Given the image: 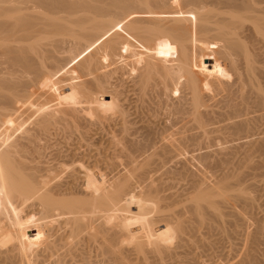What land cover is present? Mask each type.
Listing matches in <instances>:
<instances>
[{"label": "rangeland", "instance_id": "1", "mask_svg": "<svg viewBox=\"0 0 264 264\" xmlns=\"http://www.w3.org/2000/svg\"><path fill=\"white\" fill-rule=\"evenodd\" d=\"M250 1H253V8H257L258 11L253 13L257 15L260 13L263 16L264 0ZM195 5L198 9L202 7L201 12L211 13V18L215 15V19L213 18L215 21L213 19L211 20L213 22L210 21L209 31L202 32L204 36L200 34L196 42H187L192 47H189L190 50L193 51L195 48L194 54L198 60L197 65L194 66V72L198 78L202 77L200 80L205 81L203 83L206 86L202 93L205 105L201 108L204 114L201 125L194 116L192 100L194 95L184 77L178 84L173 85L162 75V77L157 75V78H152L153 80L142 88L136 68L131 65L121 66L122 68L114 65L116 67L113 66L114 69L109 74L110 88L108 89L111 93L114 92L110 94L115 98L116 103L121 100L122 104L118 102L116 105L120 109L124 108L122 115L113 110H110L111 113L109 110L108 113L98 112L100 114L96 113V116L82 112V121L77 125L74 123L77 129L80 125L79 130L76 128L73 131L69 130L75 132L73 136L69 134L71 133L69 131L58 134L52 132L55 136L51 134V138H44V136V139L37 141L40 142L39 145L42 142L41 150L45 149L44 152L48 154L45 156L47 160H44L45 153L40 158H43L45 163L47 161V167L50 164H52L51 167L54 165V168H60L59 163L63 165L61 170L56 169L60 171V175L63 174L60 176V181L65 183L63 192L73 190V185L81 191L91 192L90 185L96 179L107 182L112 174L119 175L120 171L117 172L115 166L118 161L121 162L120 164L123 162V165L127 162L130 165L131 162L132 166L126 165L125 168H131L132 172L137 167V170L133 171L135 174H130L133 182L135 179L138 181L136 180V184L133 183L134 187L136 186L134 194L125 199L129 206L124 203L128 207L133 205L136 209V205L142 200L140 202H143L147 216L155 223L156 238L142 227L141 248L137 237L132 232L128 218L129 212L121 211L114 214L115 211H113V213L108 212L105 222L99 224L94 230L88 226L92 220L87 218L85 222L87 227L75 237L72 234L75 230L72 219L61 216L54 221L49 240L35 238L26 242L22 227L35 220L40 205L33 199L24 198L16 202L13 210L8 211L12 217L11 222L14 223V230L10 232L8 226L0 227V264H264V103L262 101L264 98V32L256 28L253 20L240 19L243 21L240 22L241 25L232 24L233 34L235 33L238 38H241L239 40L248 46L247 49L254 63L240 53H232L234 70L227 64H216L211 55L213 49L229 51V47L226 48L227 45L216 35L218 33L216 21L222 17L231 18L235 8L227 7L228 3L223 1L212 2L211 0H201L188 8L196 7ZM240 5L235 7L241 10ZM238 9H236V15L240 14ZM244 11H241V14L248 15V12ZM251 14L249 12V15ZM262 24L264 25V22ZM160 53L159 51L160 57L161 54L162 57L166 56L162 60L166 61L167 65H172L170 55ZM250 62L254 64L253 67ZM253 81L255 83H252ZM67 116L68 119L71 118L70 115ZM90 118L92 119L89 120ZM71 119L72 122L74 119ZM210 136L211 138L216 136V139L212 138L214 142ZM217 136L224 138V141L219 140ZM214 143L216 146H213ZM208 146L209 149H207ZM58 148L61 151L59 154ZM205 150H209V155L205 154L206 157L203 154ZM199 160H202L201 163ZM145 161H151L147 168L143 165ZM62 170H66L65 173L69 170V173L76 174L78 179L69 173L66 174L69 177H64L65 173L64 171L61 173ZM136 172L140 176H137ZM235 173L238 176L242 174L240 176L242 178L240 179ZM226 176L230 177H227L229 179L227 180L230 181L231 186L232 183L236 184L232 186L234 192L231 189L228 191L235 199L229 198L230 201L219 203L221 218L210 210V212L207 211L209 213H206L204 219L188 211L187 207L191 204L188 198L196 192L198 183L202 184L203 181V186H210L211 183H217V178L222 180ZM156 179L160 183L159 181L157 183ZM206 181H208L207 184ZM61 182L58 180V183ZM149 191L150 194L153 192L152 195L155 198L144 195H148ZM187 192L189 193L186 196ZM167 193H170L168 199H159L162 194L166 196ZM233 194L237 196L241 194L249 198H241L243 196L237 197ZM171 195L173 196L170 197Z\"/></svg>", "mask_w": 264, "mask_h": 264}, {"label": "bare ground", "instance_id": "2", "mask_svg": "<svg viewBox=\"0 0 264 264\" xmlns=\"http://www.w3.org/2000/svg\"><path fill=\"white\" fill-rule=\"evenodd\" d=\"M200 1L0 0V227L8 226L7 228L12 232L14 223L11 222L12 217L8 214V211L15 208L18 200L29 198L37 201L40 209L35 220L28 222L26 226L22 227L26 242L35 238L45 241L49 240L53 223L61 216L72 219L75 225V230L72 231V234L75 237L87 227L85 223L87 218L92 220L88 226L94 230L99 224L105 222L107 213H113V211H115L114 214H118L121 211L129 212L130 217L128 216V218L130 219L132 232L137 237L141 248L143 245L142 227L147 229L153 238H156L154 234L156 230L155 223L147 216L148 213L144 210L143 202H140L142 200L139 199L138 203L140 204L136 203L138 205H136V209L133 208V205L128 207L129 204L125 201L127 196L129 198V196L134 194L136 186L134 187L133 183L136 184V180L138 181V179H135L133 182V177L130 174L137 170V167L136 169L132 167L134 169L132 172L131 168H125L127 167L126 165L132 166L131 162L130 165L128 162L124 163V166L123 162L120 164L121 162L116 160L118 161L117 165H114L116 166V171H120L119 175L113 172L116 175L112 174L110 180L106 177L105 179L108 180L109 184L101 179H96V177L95 179L98 181L91 183V192L81 191L76 185L72 186L74 187L73 190L63 192L62 188L65 183L63 184L60 181V176H63V174L60 175V171H56V169L62 168L63 165L59 163L60 168H54V165L52 168V164L47 167V161L45 163L43 158L40 159L45 153V149L44 151L43 149L41 150L40 145L42 142L39 145L40 142L38 143L37 141L44 136V138H51L50 136L53 133L58 134L62 131L68 133L69 130L73 131L74 128L79 130L80 125L78 129L74 126L82 121L84 112L95 114L94 116H96L98 112L108 113V110H113L120 112V115H122L121 113L124 112L122 109L124 108L120 109L116 105L121 100L116 103L115 98L111 95L114 92L111 93V90L108 89L110 88L108 82L112 69L116 66L125 65H131L136 68L139 74L136 75L137 77L139 76V84L141 83L142 88H145L150 80L157 78V75L159 77L163 76V78L171 81L173 85L178 84L184 77L194 95L192 99L193 110L195 111L194 116L199 125H201L202 116L204 115L201 108L205 105L202 93L206 86L203 83L205 81L200 80L202 77L198 78L194 72V66L197 65L198 60L194 54L195 48L193 51L190 50L192 47L187 42H196L199 40V35H203L202 32L205 30L209 31L210 21L215 15L213 14L214 17L211 18V13L201 12L202 7L198 9L196 5V7L188 8V6ZM211 1H223L228 3V5L230 4L227 7L235 8L231 18H216L218 26L216 35L227 45L226 48L229 47V51L217 49L215 48L217 46H215L213 52L211 51L214 62L216 64H227L233 69L235 68V63L231 57L232 53H240L248 61L253 62L252 55L247 49L248 46L239 40L240 37L238 38L235 33L233 34L231 25H234V23L239 25L240 22H243L240 19H249L256 23L258 30H263L264 32V25L262 24L264 15L253 13L254 11L258 13V11L256 10L257 8H253V1L250 0H240L242 3L238 0ZM237 5H240L245 10L244 12H248V15L245 13L246 15L244 14L243 16L241 14L243 10L236 8ZM236 9L240 11L241 16L239 13V15H236ZM249 12L252 14L249 15ZM189 47L191 48L189 49ZM159 51L166 53L168 56L170 55L172 65H167L166 61L162 60L166 56L162 57L160 53V57ZM251 62L250 64L253 67L254 62ZM252 83L255 82L253 81ZM115 91L117 92V90ZM116 92L115 95H117ZM262 101L264 103V98ZM98 114L97 116H99ZM67 115H70L71 118L74 117L72 119L77 123L74 120L72 123L70 121L71 118L68 119ZM54 131L57 132L55 133ZM73 133L75 132L69 134L73 136ZM124 137L122 138L124 139ZM215 137L214 139H216ZM212 138L211 140L213 141L214 139ZM218 139H221V141L223 139L224 141V138L219 137ZM146 144L149 145L147 142ZM213 146H216V144ZM207 149H209V146ZM134 150L136 152L135 148ZM205 151L203 153L204 156L205 154L208 156L209 150L207 153ZM59 152L61 153L58 148V154ZM45 156H48L47 152L44 154V160H47ZM200 159H202L201 156ZM151 161H145V164L141 163L147 168L150 166L149 162ZM56 164L58 166V163ZM65 165L64 167H66ZM138 165L142 166L141 164ZM69 170L68 173L70 172ZM62 172L65 173L67 171L62 170ZM139 172L142 173V171ZM68 173H65L64 177H69V175H66ZM75 175L72 176L77 178ZM231 175L234 176V174ZM241 175L239 174L238 176L237 174L238 177ZM137 176H140V174H137ZM227 177L222 178V180L220 178L221 181L217 178V183L213 182L214 184L211 183L210 186H203V181L202 184L198 183L195 188L196 192L194 191L195 193L188 198V200H191H189L191 204L187 207L188 211L202 219L210 211L221 218V205L219 203H226L229 198L235 199V197H232V193H228V191L232 190L236 184L232 183V187L230 181L228 182L230 177ZM58 180L62 184L58 183ZM156 181L158 183L159 180L156 179ZM162 181L164 182V180ZM207 182L205 183L207 184ZM151 193L153 194V192ZM188 193H186V196ZM147 194L144 195L154 197V195L150 194V191ZM169 194L167 193L168 196H163L162 194L159 199H168ZM184 195L183 197H185ZM233 196L237 195L233 194ZM244 196L241 198H249L247 195V197ZM241 200L245 201L244 199ZM18 223L16 224L18 225Z\"/></svg>", "mask_w": 264, "mask_h": 264}]
</instances>
